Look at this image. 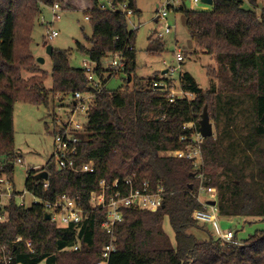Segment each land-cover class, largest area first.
<instances>
[{"label": "trees", "instance_id": "trees-1", "mask_svg": "<svg viewBox=\"0 0 264 264\" xmlns=\"http://www.w3.org/2000/svg\"><path fill=\"white\" fill-rule=\"evenodd\" d=\"M57 1L66 10L84 9L92 24V34L86 36L91 47L78 42L77 50L97 63L95 72L104 88L87 113L85 130L75 131L80 138L75 160L78 164L94 161L96 170H58L52 155L43 168L49 172V187L45 189V181L36 179L40 170L30 169L25 188L42 200H53L63 193L79 195L89 214L78 226L60 227L45 218L42 203L19 205L16 197L3 201L0 211L6 219L0 222V244L8 247L11 264H100V252L109 241L102 229L107 212L90 210V192L98 189L102 179L112 182L128 176L153 185L160 183L167 195L164 207L156 211L124 210L109 264H264V231L243 245H223L212 235L199 240L188 231L192 226L200 228L192 218L193 211L203 206L194 195L200 181L192 174L198 170L191 160L170 154L185 147L181 138L192 133L187 124L200 127L205 106L215 122L229 108V113H224L228 126L235 123L241 136L230 146L214 135L204 138V183L217 188L220 216L264 219V12L259 17L254 7H244V0H214L207 11L189 8L187 2L181 5L177 12L185 16L192 40L218 67L207 70L212 82L208 89H203L190 72H183L180 85L194 98L170 103L153 78L141 84L136 74V30L130 29L124 13L102 10L98 0H0V174L6 173L13 182L18 159L15 102L48 105L51 95L73 97L76 92L93 91L85 70L71 65L69 49L53 48L54 84L50 90L43 84L44 75H40L31 49L32 34L39 15ZM128 2L136 15V0ZM251 3L257 5L258 0ZM116 54L123 56V73L102 64ZM24 70L32 77L24 78ZM119 74L124 75L125 84L108 89V79ZM219 78L223 87L218 90L215 80ZM155 80L171 87L166 77ZM246 100L251 102L244 118L247 122L238 126L234 108L238 106L243 112L242 101ZM166 216L175 242L163 229ZM26 241L31 242V248Z\"/></svg>", "mask_w": 264, "mask_h": 264}, {"label": "rangeland", "instance_id": "rangeland-1", "mask_svg": "<svg viewBox=\"0 0 264 264\" xmlns=\"http://www.w3.org/2000/svg\"><path fill=\"white\" fill-rule=\"evenodd\" d=\"M100 2L107 3L108 0H100ZM159 0H136V5L139 12L128 19L130 29L132 23L138 27L135 35L136 47V74L140 78L141 84H146L148 78H172L171 82L175 85H180V74L183 72H190L199 85L203 89L211 87V80L208 77L207 70L209 68L218 67L217 62L208 54H205L192 40L186 25L185 16L180 13L170 12L168 22L173 26L171 33L166 34L163 38H158V32L162 29V24L155 21L157 4ZM259 5L264 4V0L258 1ZM189 8L196 10L207 11L212 7L204 3L194 4L187 1ZM245 8H251L250 3L244 4ZM46 10V8L44 9ZM62 18L54 24V29L58 30L59 35L53 40H47L46 28L39 23L37 18L35 28L33 30V42L31 49L34 53L35 59L41 68L40 75H44L43 84L50 90L54 84L52 73L53 62L51 55L47 52V46L51 45L57 49H69L70 63L74 67H82L85 60L89 58L82 52L77 50V43H82L85 47L90 48L91 44L86 40L87 35L92 34L91 21L86 19L88 15L84 9H65ZM44 12L46 18H51L52 13ZM178 47L182 49L185 55V60L181 64V68L170 77L168 74L163 75L162 71L170 66H177L175 62V52ZM42 58L43 61H38ZM111 57L104 60L102 63L107 68ZM24 78L32 77L30 71L24 70L22 72ZM109 73L107 72L106 76ZM123 74L112 76L108 79L106 87L110 90H115L125 84ZM140 84V83H139ZM215 86L222 89V79L215 80ZM72 97H51L48 105L33 104L28 101L18 100L14 104V145L16 148L17 157L22 159V163L15 161L14 163V187L16 191L22 192L25 189V180L30 169H43L49 158L53 155L55 149V136L60 131L64 122H69L72 112L69 108ZM245 110L237 107L238 115L236 124L242 126L246 124L248 117L247 108L250 107L251 102L242 101ZM236 106V105H235ZM229 107V106H226ZM233 109V110H234ZM229 113V108L225 111ZM224 112V113H225ZM221 113L219 120H211L213 124V135L222 141L223 145H231L236 143V139L241 136L235 127L228 126V118L226 113ZM74 120L84 125L88 122L87 114L78 113L74 116ZM218 192V191H217ZM20 197L16 198L17 203L20 202ZM201 200L207 201L205 195ZM8 199L5 198L4 202ZM218 220L216 223H198L200 228L192 226L188 229L199 240L209 239L212 235L218 239L220 231L233 230L236 237L241 241V245L246 244L252 235L257 232L264 231V219L262 218H248V217H224L217 212ZM163 229L169 235L172 242H175V232L170 224L169 217L166 216L163 222ZM40 264H46L45 261Z\"/></svg>", "mask_w": 264, "mask_h": 264}, {"label": "built area", "instance_id": "built-area-1", "mask_svg": "<svg viewBox=\"0 0 264 264\" xmlns=\"http://www.w3.org/2000/svg\"><path fill=\"white\" fill-rule=\"evenodd\" d=\"M187 1H191L194 4L203 3L202 0H159L155 21L162 24V29L158 32V38H163L166 34L172 32L173 26L168 22L169 14L170 12L175 14L180 6ZM244 1L250 3V5L254 7L259 17L260 14L264 12V4L259 5L257 3L256 5L252 4L251 0ZM209 6L212 7V5ZM98 7L102 10L120 11L126 15L127 19L134 16V11L130 8L128 0L119 4L114 3V0H108L107 3L98 0ZM46 9L51 11L52 17L48 19L43 13H41L38 20L40 24L45 26V38L49 41L59 35L58 30L54 29L53 26L62 18V14L65 10L58 1L54 2L52 5H47ZM86 19L90 20V16L87 15ZM137 28L138 27L132 23V29L136 30ZM109 60L110 63H108L107 69L110 68L115 73L124 72L125 63L121 54H116ZM184 60L185 55L183 54L182 49L178 47V50L175 52V62H177L178 65L168 67V72L166 74L170 77L174 76L178 69L181 68V64ZM96 65L97 63L90 59L83 62L82 68L85 70L87 79L90 86H92L93 91L87 93H75L69 106L72 112L70 121L64 122L60 131L55 136L53 159L58 170H71L74 172H95L96 170V164L94 161L78 164L75 160V156L78 153V144L80 142V138L75 131H84L85 125L74 120L76 114L88 113L96 94L104 88L103 82L96 75ZM167 79L172 80V78ZM153 83L157 88L165 90L163 96L170 103L186 100L190 101L194 98L192 92L184 90L181 85H175L173 82L171 83V87L168 88L167 83L164 81L159 82L155 80ZM185 127L192 130L189 137L183 136L181 138V142L186 143L185 147L183 149L172 150L170 154L177 158L191 160L194 164V168L198 170L196 176L200 182L198 190L194 195L203 206L201 209L193 211L192 218L198 223H216L218 220L216 215L218 207L217 205L208 204L207 201L217 200V188L207 186L204 183L206 180L202 150L204 137L200 131V127L195 123H189ZM16 161L22 163L21 158H18ZM44 181V188L47 189L49 187L48 180ZM14 186V182L6 173L0 174V203H2L5 198L9 199L12 197H20L21 200L19 205L42 203L46 213L51 214V220L60 227L78 226V224L83 222L89 214L88 208L82 197L79 195L63 193L53 200H42L28 189L25 188L22 192H18ZM166 195L167 191L162 184L158 183L153 185L149 180L140 182L134 176H128L125 178L119 177L112 182H108L105 179L100 181L98 189L90 192L89 199L90 210L99 211L104 209L107 212L106 219L102 222V229H104L108 235L109 241L104 245L100 252V264H109L111 254L116 250V230L117 226L124 220V210L126 208H134L144 211H156L164 205ZM203 195L206 196L207 201L201 200ZM5 219L6 214L0 211V222ZM218 239L222 241L223 245L241 244V241L236 237V233L231 229L226 232L220 231ZM19 240H21V238L17 239V241ZM25 244L29 248L32 246L30 241H26ZM74 249L77 250L78 246H75ZM11 262L12 256L8 247L0 244V264H11Z\"/></svg>", "mask_w": 264, "mask_h": 264}, {"label": "water", "instance_id": "water-1", "mask_svg": "<svg viewBox=\"0 0 264 264\" xmlns=\"http://www.w3.org/2000/svg\"><path fill=\"white\" fill-rule=\"evenodd\" d=\"M202 2L206 3V4H209V5H213L214 0H202ZM52 50H53V46L48 45L47 46L48 54L51 55ZM38 61H43V59L39 58ZM167 72H168V69H165V70L162 71V74L165 75ZM199 124H200V131H201V133H202L204 138L213 135V133H214L213 124H212V122L210 120V116H209V113H208V107L207 106L204 107V110H203L201 119L199 121ZM192 175L195 176L196 174L193 173ZM35 177H36V179L48 180L49 179V172L46 169H43V170L37 172L35 174ZM192 187H193V185L190 184V188H192ZM207 202L210 205H217V200H209ZM162 207H164V205ZM45 218L47 220H51V214L46 213L45 214Z\"/></svg>", "mask_w": 264, "mask_h": 264}, {"label": "crops", "instance_id": "crops-1", "mask_svg": "<svg viewBox=\"0 0 264 264\" xmlns=\"http://www.w3.org/2000/svg\"><path fill=\"white\" fill-rule=\"evenodd\" d=\"M46 10H48V9H46ZM46 10H44V12H47ZM44 12H43V13H44ZM48 13H49V12H47V14H48ZM44 14H45V13H44ZM48 19H50V18H48ZM154 81H155V80H154ZM59 97H60V96H59Z\"/></svg>", "mask_w": 264, "mask_h": 264}]
</instances>
